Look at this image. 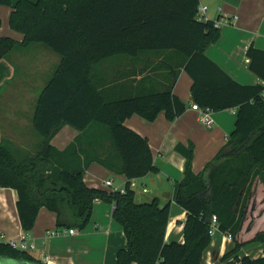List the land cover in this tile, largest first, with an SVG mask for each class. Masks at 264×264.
Wrapping results in <instances>:
<instances>
[{
    "label": "trees",
    "instance_id": "obj_1",
    "mask_svg": "<svg viewBox=\"0 0 264 264\" xmlns=\"http://www.w3.org/2000/svg\"><path fill=\"white\" fill-rule=\"evenodd\" d=\"M12 7L9 26L24 35L19 43L0 35V60L19 46L39 43L61 57L54 76L36 106L34 127L41 146L20 152L10 143L0 144V187L17 191L22 230L30 233L41 209L57 216V229L84 230L95 201L114 204V219L123 227L127 248L117 264H202L213 241V217L219 232L232 236L235 247L221 259L225 264H264V256H239L246 245L236 237L247 216L257 175L264 183V50L247 51L250 71L262 83L243 85L207 55L222 38L217 21L197 18L200 0H0ZM145 51H174L184 59L192 79L193 104L214 112L236 111L235 129L228 143L204 172L193 170L194 149L178 144L186 159L184 177L175 185L174 202L187 213L184 242H167L171 203L158 199L138 203L136 192L125 194L90 188L86 170L98 162L128 180L158 173L148 140L125 125L139 115L153 122L160 113L174 121L187 104L173 94L179 74L173 71L164 91L110 100L91 78L92 68L117 55L136 56ZM64 125L81 134L64 151L51 140ZM95 126L107 129L121 165L96 158L83 148ZM129 187V186H128ZM264 243V231L251 241ZM43 264L31 252L0 244V263Z\"/></svg>",
    "mask_w": 264,
    "mask_h": 264
},
{
    "label": "crops",
    "instance_id": "obj_2",
    "mask_svg": "<svg viewBox=\"0 0 264 264\" xmlns=\"http://www.w3.org/2000/svg\"><path fill=\"white\" fill-rule=\"evenodd\" d=\"M200 7H207L205 17L217 21L222 32L220 41L210 46L206 55L237 82L262 83L250 71L247 51L251 46L264 50V0H200ZM11 13L12 7H0V35L21 43L24 35L9 26ZM60 62L57 53L39 43L19 46L0 60V144L5 140L20 152L41 146L42 139L34 127L36 106ZM184 64L185 59L177 52L145 51L136 56L109 57L91 71L92 80L110 100L164 91L170 86L172 72H178L173 94L187 104L186 112L174 121H169L163 112L153 122L134 115L125 125L148 140L158 169V173L138 179L136 201L150 203L158 199L162 206L171 203L166 241L179 243L184 242L187 213L174 202V193L176 183L184 177L186 159L177 152L176 146L194 149L193 170L199 175L228 143L237 119L235 110L214 112L215 125L210 129L197 120V113L191 108L192 79L185 72ZM80 134L72 126L64 125L52 138L51 145L64 151ZM83 142V148L92 149L96 158H107L115 167L121 165L105 127H93ZM109 179L115 187H122L128 181L126 176L98 162L89 166L84 177L90 188H101ZM144 188L148 189L147 193L143 192ZM17 202L16 190L0 187V240H16L23 231ZM114 209V204L95 201L91 221L84 230L75 228L74 235L54 238H46V232L58 230L57 216L46 208L41 209L29 233L37 242V250L31 253L43 264H117L118 252L126 249L128 242L123 227L113 217ZM246 221L247 216L236 237L240 244H246L239 256L261 258L264 243L251 241L264 231V211L257 213L250 223ZM234 247L228 234L218 232L202 264H225L221 262L222 257Z\"/></svg>",
    "mask_w": 264,
    "mask_h": 264
},
{
    "label": "built area",
    "instance_id": "obj_3",
    "mask_svg": "<svg viewBox=\"0 0 264 264\" xmlns=\"http://www.w3.org/2000/svg\"><path fill=\"white\" fill-rule=\"evenodd\" d=\"M207 11V7L199 8L198 9V15L197 18L200 21H207L205 17V13ZM204 15V16H203ZM217 23V22H216ZM218 27L219 24L217 23ZM220 28V27H219ZM192 110L197 113V120L204 125L206 128L210 129L215 125L214 120V111H212L209 108H202L198 104H192L191 106ZM129 186V187H128ZM138 186V179L128 180L122 187H115L113 180L109 179L103 182L101 188L107 189L111 192H120L122 194H125L128 191V188L135 190ZM144 193L148 192V189H143ZM219 223L218 218L216 216L213 217L212 220V227L210 234L211 236H215L219 232ZM76 233L75 228L72 229H63V230H52L46 232V238H54V237H61L66 235H74ZM229 238L231 239L232 236L229 235ZM7 244L12 249L21 250V251H27V252H34L37 250V242L36 240L29 234L24 231L20 233V236L18 239H5L2 238L0 240V244ZM44 243V242H43Z\"/></svg>",
    "mask_w": 264,
    "mask_h": 264
},
{
    "label": "rangeland",
    "instance_id": "obj_4",
    "mask_svg": "<svg viewBox=\"0 0 264 264\" xmlns=\"http://www.w3.org/2000/svg\"><path fill=\"white\" fill-rule=\"evenodd\" d=\"M261 175H257L255 178L253 190H252V199L249 202L247 209V221L250 223L252 219H255L257 213L264 211V183H261Z\"/></svg>",
    "mask_w": 264,
    "mask_h": 264
}]
</instances>
